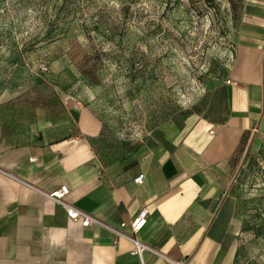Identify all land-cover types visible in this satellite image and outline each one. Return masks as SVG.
I'll list each match as a JSON object with an SVG mask.
<instances>
[{"label": "crops", "instance_id": "obj_1", "mask_svg": "<svg viewBox=\"0 0 264 264\" xmlns=\"http://www.w3.org/2000/svg\"><path fill=\"white\" fill-rule=\"evenodd\" d=\"M235 44L216 109L126 147L51 82L0 90V264H142L130 254L134 236L150 247L144 264L245 259L264 229V198L245 200L258 190L243 184L264 175V0H242ZM62 185L69 193L51 197ZM68 206L94 222L70 219ZM144 207L137 234L121 229Z\"/></svg>", "mask_w": 264, "mask_h": 264}, {"label": "rangeland", "instance_id": "obj_2", "mask_svg": "<svg viewBox=\"0 0 264 264\" xmlns=\"http://www.w3.org/2000/svg\"><path fill=\"white\" fill-rule=\"evenodd\" d=\"M241 6L242 0H0V90L51 82L100 116L114 143H143L167 123L219 106L214 88L234 60ZM243 184L258 190L245 200L261 204L263 173ZM251 239L239 264H264V229Z\"/></svg>", "mask_w": 264, "mask_h": 264}, {"label": "built area", "instance_id": "obj_3", "mask_svg": "<svg viewBox=\"0 0 264 264\" xmlns=\"http://www.w3.org/2000/svg\"><path fill=\"white\" fill-rule=\"evenodd\" d=\"M227 83H235V82L232 81V79H228ZM144 180H145V174H143V173H140L135 178V182L137 184H143ZM68 193H69V187L67 185H62L60 188H58L57 190L52 192L50 194V196L56 200H60L65 195H67ZM67 214H68V217L70 219H72L74 221H80L83 226H89L94 222V220L92 219V217L90 215H88L85 212L78 210L74 207L68 206ZM148 215H149V211L146 207H144L140 210L139 214L137 215V217L134 220H132L130 223L122 222L120 224V227H121V229L130 227L133 230L134 234H137L147 223ZM116 234L118 236L123 235L121 231H116ZM129 239L133 243V248L130 251V254L139 256L140 259L142 260V264H144V261H143L144 253L147 250H149L150 247L147 246L145 243H143L141 240H139L137 238V236L129 237ZM115 242L117 243L118 240H116ZM180 264H186V263L181 262Z\"/></svg>", "mask_w": 264, "mask_h": 264}]
</instances>
